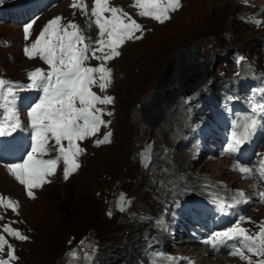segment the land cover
<instances>
[{"label": "rangeland", "instance_id": "rangeland-1", "mask_svg": "<svg viewBox=\"0 0 264 264\" xmlns=\"http://www.w3.org/2000/svg\"><path fill=\"white\" fill-rule=\"evenodd\" d=\"M23 1L25 0H0V5ZM110 2L129 13L144 28L142 39L126 41L119 49L121 55L107 62V66L112 69V82L106 91L101 92L98 87H93V91L98 94L115 98L113 104L98 105L112 113L111 116H103L104 120L111 123L106 127L101 126L100 132L95 136L78 142L85 151L78 157L80 167L77 171L65 180L61 162L55 175L48 177L50 183L33 189L35 198H30L25 186L16 181L9 174V170L2 167L0 195L19 204L16 211L0 207V234L5 236L8 244L15 250L16 259L11 260L10 264H190L186 259L189 258L188 251L197 253L204 244L186 243V238L176 239V235L168 234L172 228V210H176L177 203L198 196L233 201L243 189L241 193H244L242 197L246 203L251 200L246 194L254 198L243 214L245 219L239 222L253 234L264 223V198L259 193V189H264V178L260 175L261 162L264 161V140L255 152L253 164L236 163L226 154L207 156L208 152L205 150L204 155L196 156V164H190V169L187 170L189 173L176 172L170 174L173 177H169L155 175L158 172L153 174L156 167H161L154 165V161L144 168L138 161L139 149L147 138H151L153 142V160L163 152L178 153L166 137L156 133L162 122L151 131L140 120L138 109L152 91L157 79L174 61H178L180 51L197 45L202 52L200 59L207 56L212 58L209 74L212 75L210 82L213 89L217 86L225 88L231 82L240 81L246 75L250 76L252 70L264 69V50L259 43V37L264 35V26L255 27L243 20L247 15L254 19L263 18L264 22V0H248L247 3H238L237 0H180V8L171 12V19L163 24L150 17L139 16L137 9L132 7V0ZM71 3L72 0H59L55 6L31 22L33 26L28 39H25L24 27L29 23L9 24L0 21V78L23 85L28 82L27 73L37 68L47 71L48 65L43 60L39 57L28 58L24 49L36 39L48 21L56 16H62L64 23L74 21L92 41L98 38L99 30L91 23L90 16L93 0H86L88 16L82 14L81 10L70 7ZM22 11L23 9L20 12ZM235 47L250 59L245 65L244 74L242 69L233 73L236 68L222 60L224 54L231 53ZM164 50L170 52L154 61ZM87 63L96 66L100 62L90 59ZM199 98H185V102H181L182 99L179 98V105L186 110L190 121L188 125L195 124L194 129L199 122L208 121L211 117L210 108L218 105L217 99H211L209 107L206 106L209 102L208 95L203 98L206 100L204 104L199 105L198 102L195 103ZM123 103L125 106L129 105L126 110ZM107 132L112 133L111 142L97 146L95 141L102 139ZM178 150L181 149L178 147ZM55 155L53 152L44 158H55ZM211 158L226 159L228 167H224L219 175H214L216 171L206 166L201 167ZM241 166L256 171L259 175L257 180L252 175L253 172L237 176V172H241ZM183 174L187 177L185 181L189 182L185 183L186 186L179 187L176 182ZM168 177L169 181L165 183ZM155 178L158 182L154 181ZM161 181H164L162 185ZM214 187L217 188L216 191ZM179 188L184 191L180 192ZM121 191L126 192L130 202L125 210L118 212L115 198ZM162 200L171 204L172 210L167 212L161 204ZM186 202H183V206L190 209L189 205H185ZM183 214L185 216L177 214L176 217L186 218V212ZM5 225L19 230L28 239L20 240L7 234L3 231ZM182 239L185 242H176ZM90 242L99 244V253L93 260H90L93 255L88 256ZM157 242L163 248H157ZM7 252L6 245L4 252H0V260H8ZM73 252L77 254L75 259L70 255ZM86 255L87 260L83 258ZM180 255L186 261H175ZM245 255L251 254L245 252ZM207 257L206 260L215 264H247L241 257ZM252 259L257 257L253 256ZM194 260V264L200 263L199 259Z\"/></svg>", "mask_w": 264, "mask_h": 264}, {"label": "snow or ice", "instance_id": "snow-or-ice-1", "mask_svg": "<svg viewBox=\"0 0 264 264\" xmlns=\"http://www.w3.org/2000/svg\"><path fill=\"white\" fill-rule=\"evenodd\" d=\"M243 2L247 3L248 0ZM180 6V0H134L132 5L139 16L150 17L161 24L171 19L170 13ZM70 7L81 10L85 16L89 15L86 0H72ZM90 16L91 23L99 30L95 41L86 37L74 21L64 23L62 16H56L24 49L28 58L39 57L43 60L48 65L47 71L37 68L27 73L29 82L23 85L0 78V109L4 110L0 136L11 135L21 127L15 107L18 92L39 90L42 93L28 113L33 133L31 150L22 163L8 166L10 174L25 186L30 198H35L33 189L51 182L48 177L55 175L61 162L65 180L80 167L78 157L85 150L78 142L95 136L101 126L106 127L111 123L103 116H111L112 113L98 105L107 106L115 100L111 95L98 94L93 87L105 92L112 82V69L107 62L121 55L119 49L126 41L143 38V26L122 8L113 6L110 0H93ZM252 22L264 26L262 21ZM32 26L29 23L24 27L25 39L31 35ZM90 59L100 63L92 66L87 63ZM257 125L255 119H250L242 126V131L234 132L228 151H237L241 144L250 139ZM111 135V132L105 133L102 139L95 141L96 145L110 143ZM53 152L56 153L55 158H44ZM239 170L246 175L253 172L246 166L239 167ZM260 175L264 178V161L261 162ZM260 196L264 198V192ZM0 207L16 211L19 204L0 195ZM3 231L20 240L28 239L10 225H5ZM231 240L238 241L232 255L241 257L247 264H264V223L253 234L238 221L232 227L213 232L205 243L215 249ZM6 245L8 260H0V264H10L11 260L16 259L14 248L0 234V252H4ZM245 252L251 255H245ZM70 255L77 258L75 252ZM253 256L257 259L253 260ZM85 259H88L87 255Z\"/></svg>", "mask_w": 264, "mask_h": 264}, {"label": "bare ground", "instance_id": "bare-ground-1", "mask_svg": "<svg viewBox=\"0 0 264 264\" xmlns=\"http://www.w3.org/2000/svg\"><path fill=\"white\" fill-rule=\"evenodd\" d=\"M170 52V51H167V50H164V51H161L160 52V55L158 56L157 59H154L155 60H159L160 58H163L164 56H166V54ZM196 56L193 57V56ZM202 55V52L200 50V48H191V49H185L183 51H180L179 52V57H178V61L176 62V65L177 66H174V63H173V67L171 69L170 72H168L167 74L169 75L168 76V82L165 83V85H168V86H171L169 88V90H171V92L168 94V95H164V93L161 95L160 98H158V101H156L154 104H152V108L149 107V113H148V117L150 118V121L152 123V125H154L155 123V127H153L151 129V131H153L155 128H157L160 123L162 122L160 128L157 130V134L158 136H161V137H166L167 140L173 144V146L176 148V151H178L177 154H174V152H170L168 151L169 154H166L165 152H163L162 154H160L159 156H157V158H154V165L156 166H159L161 165V167L159 166V168H162L163 169H159L156 167V169L153 171V174L154 172H158V174H155V175H159L161 176L162 174L163 175H168L169 177H173V175H170L171 173H175L176 172L178 173H181V172H185V173H189L187 170L190 169V164L192 165L194 162V160L197 158L196 157V151L198 149V146L196 142H192L189 144V141H190V137H194V136H198V128L194 129V125H188L190 123L189 119L187 118V114L185 113L186 110H184L183 107H181L179 105V99L176 101V102H172L171 105H169L167 107V109L165 111L162 112V110L160 109L162 104L165 103L166 100H168L172 94V96H174V91H177L178 89H180L179 87L183 88L185 85H191L192 83H194L193 81H189V82H183L184 79H188V78H193L194 79H197L198 77H201L203 76V73H204V68L209 69V65H210V61L208 59H206L207 63L206 65H204L200 60L197 59V56H201ZM152 60V59H151ZM150 61V60H149ZM191 68H196V70H192ZM186 69L192 71L193 73H188L189 71H186ZM118 77V76H117ZM180 79H183L182 82ZM193 79V80H194ZM174 81L173 83L169 82V81ZM171 83V84H169ZM135 86V85H134ZM140 86V85H139ZM160 89L161 90H165L167 88V86H163L162 84L159 85ZM130 88V87H129ZM164 88V89H163ZM131 91V90H130ZM164 95V96H163ZM163 96V97H162ZM148 97V96H147ZM173 98V97H172ZM171 98V99H172ZM146 99V98H145ZM144 99V101H146ZM126 104V103H125ZM129 104V103H128ZM124 105V103H123ZM143 105V102L141 104V106ZM127 106V104H126ZM126 106L124 105V109L126 108ZM129 106V105H128ZM127 106V107H128ZM145 108V107H144ZM122 110V108H121ZM120 110V111H121ZM126 110V109H125ZM128 111V110H127ZM122 112V111H121ZM126 113V112H125ZM117 114V113H116ZM123 114V112H122ZM124 115V114H123ZM127 115V114H125ZM125 117V116H124ZM157 117H160V121L157 122ZM125 121V120H124ZM247 122L246 119H244L243 121V125ZM125 123V122H124ZM129 126V125H128ZM134 126V125H133ZM193 128V129H192ZM129 129V128H128ZM134 131V130H133ZM134 134V133H133ZM127 136V135H126ZM125 136V137H126ZM258 136V134L256 135ZM165 138V139H166ZM252 138V135L250 137V139L247 140V142H251L253 141ZM125 139V138H124ZM131 139V138H130ZM132 140V139H131ZM187 141L186 143V146H182V144H184V141ZM127 141V140H126ZM164 141V139H163ZM128 142V141H127ZM161 142V141H160ZM166 142V141H165ZM124 143V142H123ZM129 143V142H128ZM121 144V143H120ZM125 144V143H124ZM124 147V146H123ZM129 147V146H128ZM132 147V146H131ZM130 147V148H131ZM173 147V148H174ZM178 147L179 149L181 150H178ZM158 148V147H157ZM170 148V147H169ZM212 148H215V150L217 149V147L215 146H212ZM202 149H200L201 151ZM145 151V150H143ZM222 150L220 149H217V152H221ZM153 159V158H152ZM202 160V159H201ZM226 159H221V160H216V159H208V161H206L207 163H204V165H202L201 167L203 166H206L208 169H212L214 171H216V173L214 175H219V173L221 172V170L224 168V167H228V164L226 165V162H225ZM195 163V162H194ZM233 163V162H232ZM196 164V163H195ZM152 166V165H151ZM233 167V166H232ZM151 168V167H150ZM2 169V165H0V171ZM4 169V168H3ZM168 169V170H167ZM193 170V169H192ZM239 171V170H238ZM167 173V174H166ZM191 173V172H190ZM195 173V172H194ZM182 174V173H181ZM245 175L244 173L242 172H237V176H242ZM191 175V174H190ZM197 175V174H196ZM200 175V174H199ZM180 176V175H178ZM182 176V177H181ZM180 176V179H178L179 181L176 182V184H179V187L181 185H184L186 186V182H189V181H185L186 180V176L183 174ZM207 176V175H206ZM153 177H156L153 175ZM169 177L167 178V180H165V183L167 181H169ZM190 177V176H189ZM200 178V177H199ZM212 178V177H211ZM207 179V178H206ZM213 180V178H212ZM154 181L158 182V179H154ZM195 181V180H194ZM164 181H161V185ZM206 182V181H205ZM141 183V182H140ZM154 183V182H153ZM197 183V182H196ZM200 183V182H199ZM203 183V182H202ZM209 183V182H208ZM210 184V183H209ZM167 186V185H166ZM160 187V186H159ZM191 187V185H190ZM226 187V186H224ZM230 187V186H229ZM194 188H197V187H194ZM207 188V187H206ZM210 188V187H209ZM223 188V187H221ZM191 189V188H190ZM192 189H193V185H192ZM204 189V188H203ZM211 189V188H210ZM229 189V188H228ZM186 190V187L185 189ZM183 188H179V191L180 192H183L184 191ZM201 190V189H200ZM214 190L216 191L217 188L214 187ZM203 191V190H202ZM189 192V191H188ZM192 192V191H191ZM186 193V192H185ZM191 194V193H190ZM238 197H236L237 199L236 200H233L232 202L235 204V207L237 209H239V207L243 206V204H246V200L245 198H243L241 196V192H239L238 194ZM195 203V202H194ZM183 202H182V205L178 208V209H181V208H184V210L182 211V213H185L186 212V216H192L193 213L189 212V210H187V208L183 207ZM261 205V204H260ZM244 207V206H243ZM263 207V206H262ZM262 209V208H261ZM263 211V210H262ZM179 216L181 214H178ZM183 216H185L184 214H182ZM199 218V216L197 217ZM199 226H196L194 225V228H198ZM203 231V230H202ZM183 240V239H182ZM193 239H188L186 238L185 241H192ZM197 240V239H196ZM235 242L237 240H234ZM197 246V245H196ZM182 249V248H181ZM180 250V249H179ZM189 258H186L188 259L191 264H193V260L194 259H198L200 257V259L203 261L206 256H209V255H212L210 254V251L208 250V247H204L202 248L201 251L195 253L194 251H191L189 250ZM193 255V256H192ZM199 256V257H197ZM179 258H176L178 260H185V257L183 256H178ZM183 257V258H182ZM212 261V260H211ZM208 264H214V263H208Z\"/></svg>", "mask_w": 264, "mask_h": 264}, {"label": "water", "instance_id": "water-1", "mask_svg": "<svg viewBox=\"0 0 264 264\" xmlns=\"http://www.w3.org/2000/svg\"><path fill=\"white\" fill-rule=\"evenodd\" d=\"M199 48L197 45H194V46H192L191 48ZM191 48H189V49H191ZM188 49V48H187ZM193 57H195L196 58V56L194 55ZM198 57L199 56H197V59H198ZM176 62L177 61H174L173 63H174V66H177L176 65ZM202 62V61H201ZM173 63L167 68V70H165L164 72H163V74H162V76L160 77V78H158L157 79V83L156 84H154V86L152 87V91L149 93V95H148V97L145 99L146 101H144L143 100V105L141 106V104H140V107H139V114H140V119H141V121L144 123V124H146L150 129H152L153 127H155L154 125H155V123H154V125H152V123H151V121H150V118L148 117V113H149V107H151L152 108V104H154L156 101H158V98H160L161 97V95L164 93V95L166 96V95H168L170 92H171V90H169V88L171 87V86H168V85H165V83H167L168 82V72H170L171 71V69H172V67H173ZM204 65H206V63H207V61H205V62H202ZM193 71L194 70H196V68H191ZM190 69V70H191ZM190 70H188V69H186V71H189L188 73H193L192 71H190ZM208 77H209V71H207V69H205L204 68V73H203V76H201V77H198L197 79H194V77L193 78H188V79H180L181 80V82H182V80H183V82H189V81H193L194 83H192L191 85H185L183 88H181V87H179L180 89H178L177 91H174V96H172V94H171V96H170V98L168 99V100H166L165 101V103H163L162 104V106H161V110H162V112L163 111H165L166 109H167V107L169 106V105H171L172 104V102L178 97V96H180V95H189V94H191L195 89H197L198 87H200L202 84H204L206 81H207V79H208ZM194 79V80H193ZM169 82H171V83H173L174 81H169ZM171 83H169V84H171ZM160 84H162L163 86H167V87H165V88H167V89H165V90H161L159 87V85ZM174 84H175V82H174ZM176 85V84H175ZM164 89V88H163ZM163 95V96H164ZM162 96V97H163ZM173 97V98H172ZM172 98V99H171ZM145 107V108H144ZM160 121V117H157V122H159Z\"/></svg>", "mask_w": 264, "mask_h": 264}]
</instances>
